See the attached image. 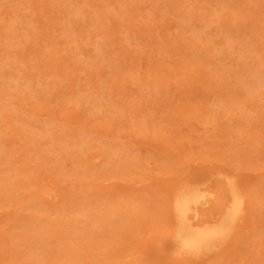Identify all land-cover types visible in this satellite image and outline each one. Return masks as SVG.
Listing matches in <instances>:
<instances>
[{
	"label": "rangeland",
	"instance_id": "1",
	"mask_svg": "<svg viewBox=\"0 0 264 264\" xmlns=\"http://www.w3.org/2000/svg\"><path fill=\"white\" fill-rule=\"evenodd\" d=\"M231 178L177 256L174 189ZM0 264H264V0H0Z\"/></svg>",
	"mask_w": 264,
	"mask_h": 264
},
{
	"label": "bare ground",
	"instance_id": "2",
	"mask_svg": "<svg viewBox=\"0 0 264 264\" xmlns=\"http://www.w3.org/2000/svg\"><path fill=\"white\" fill-rule=\"evenodd\" d=\"M225 183L227 194L222 200L223 209L211 219H198L200 206L209 200L198 184L186 182L174 189L170 204L173 228L168 238L177 256L195 259L211 253L228 235L242 226L248 198L236 178L227 179Z\"/></svg>",
	"mask_w": 264,
	"mask_h": 264
}]
</instances>
